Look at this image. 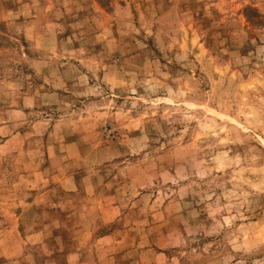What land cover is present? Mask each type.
Here are the masks:
<instances>
[{"label": "rangeland", "instance_id": "1", "mask_svg": "<svg viewBox=\"0 0 264 264\" xmlns=\"http://www.w3.org/2000/svg\"><path fill=\"white\" fill-rule=\"evenodd\" d=\"M0 264H264V0H0Z\"/></svg>", "mask_w": 264, "mask_h": 264}]
</instances>
